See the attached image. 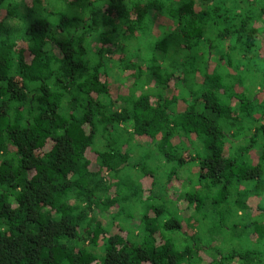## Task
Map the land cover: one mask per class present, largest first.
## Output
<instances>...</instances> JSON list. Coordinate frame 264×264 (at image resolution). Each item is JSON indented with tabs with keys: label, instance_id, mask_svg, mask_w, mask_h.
Wrapping results in <instances>:
<instances>
[{
	"label": "clouds",
	"instance_id": "obj_1",
	"mask_svg": "<svg viewBox=\"0 0 264 264\" xmlns=\"http://www.w3.org/2000/svg\"><path fill=\"white\" fill-rule=\"evenodd\" d=\"M0 264H264V0H0Z\"/></svg>",
	"mask_w": 264,
	"mask_h": 264
},
{
	"label": "trees",
	"instance_id": "obj_2",
	"mask_svg": "<svg viewBox=\"0 0 264 264\" xmlns=\"http://www.w3.org/2000/svg\"><path fill=\"white\" fill-rule=\"evenodd\" d=\"M49 102H51V98H49ZM71 131V130H70ZM42 146V145H41ZM6 163V162H5ZM10 187H11V185H9ZM54 255H55V253H54Z\"/></svg>",
	"mask_w": 264,
	"mask_h": 264
}]
</instances>
